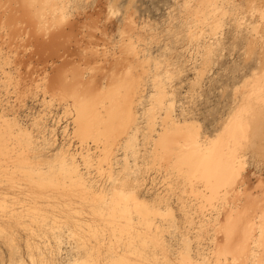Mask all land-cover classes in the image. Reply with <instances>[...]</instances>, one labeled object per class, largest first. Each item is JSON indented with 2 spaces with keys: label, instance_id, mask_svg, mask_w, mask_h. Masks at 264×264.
<instances>
[{
  "label": "rangeland",
  "instance_id": "rangeland-1",
  "mask_svg": "<svg viewBox=\"0 0 264 264\" xmlns=\"http://www.w3.org/2000/svg\"><path fill=\"white\" fill-rule=\"evenodd\" d=\"M38 1L0 0V264H264V0Z\"/></svg>",
  "mask_w": 264,
  "mask_h": 264
},
{
  "label": "bare ground",
  "instance_id": "bare-ground-1",
  "mask_svg": "<svg viewBox=\"0 0 264 264\" xmlns=\"http://www.w3.org/2000/svg\"><path fill=\"white\" fill-rule=\"evenodd\" d=\"M30 2V5L32 7H37V4H38V0H29ZM50 4V3H49ZM53 6V5H52ZM46 5L44 6H41L40 9H38V14H39V18H41V20H44L45 19V10H46ZM54 7V6H53ZM34 8H32L33 10ZM37 10V9H36ZM34 11V10H33ZM37 12V11H36ZM62 14V13H61ZM47 17V16H46ZM48 18V17H47ZM46 22V20H44ZM49 21V20H48ZM55 22V21H54ZM56 23V22H55ZM44 24V23H43ZM42 24V25H43ZM49 26V25H48ZM54 26V25H53ZM52 27V26H51ZM43 28V27H42ZM46 28V27H45ZM118 84V83H117ZM133 85V84H132ZM124 86V85H123ZM117 88V87H116ZM123 88V87H122ZM130 88V87H129ZM112 90V89H111ZM115 90V89H114ZM123 89H121L122 91ZM125 90V89H124ZM113 91V90H112ZM107 92V91H106ZM80 93V92H79ZM78 93V94H79ZM128 93V92H127ZM132 94V93H131ZM122 95V94H121ZM89 96V95H88ZM81 97V96H80ZM87 97V96H86ZM116 97V96H114ZM82 98V97H81ZM90 97H87L84 99V101L81 100H77L76 98L74 99L73 98V101H74V106H75V109H76V118H75V123L77 124L78 126V129H79V132L81 134H83L84 136L85 135H90L92 133H96L95 136H97L96 138H98L97 140H99V137H103L105 136V134L107 132H114L116 129H118L119 127L121 128L122 127V130H120V132L124 131L125 129V126L126 124L130 123V117L129 115L128 116H124L123 113H122V105L118 102V101H115L116 99L113 100H110V104L108 107H103L105 108L106 112V117H103L102 116V113L104 112H101L100 111V108L98 109L97 105H96V102H93V101H87L85 102V100ZM112 99V97H111ZM119 100H122V99H119ZM125 100V99H124ZM103 101L104 98H103ZM126 101V100H125ZM108 102V101H107ZM100 104V103H99ZM103 104V103H102ZM124 104V103H123ZM104 114V115H105ZM125 114V112H124ZM131 114V112H130ZM102 118H106L105 119V122ZM103 120V124L100 126L101 128H98V126L95 124V123H98L100 121ZM173 126V125H172ZM171 127V126H170ZM175 128V127H174ZM173 128V130H174ZM127 129V128H126ZM167 130H170V128H167L166 131H165V134L159 136V139L157 141V146H161V147H166L167 145V137H168V131ZM98 131V132H96ZM105 131V132H103ZM118 132V133H120ZM126 132V131H125ZM124 132V133H125ZM99 135H98V134ZM110 134V133H109ZM236 134V133H235ZM80 136V135H79ZM82 137L85 138V137ZM88 137V136H87ZM108 137V136H107ZM107 137H105L106 139H108ZM115 137V136H114ZM104 138V137H103ZM103 138H101L103 140ZM116 138V141H117V137ZM100 139V140H101ZM105 139V140H106ZM103 140V141H105ZM194 140V139H193ZM195 141V140H194ZM109 142V144L111 143L110 141H107ZM99 143V142H98ZM106 143V142H105ZM195 143V142H194ZM106 148V147H105ZM183 151V150H182ZM187 151V150H186ZM190 151V150H189ZM216 151H213L209 154L208 158H207V155L204 154L202 152V149L199 148V144L196 140V143H195V146L193 148V151L192 152H189V154H186V156L184 157L186 160V162L189 164V165H193V166H198V167H202L204 169L207 168V164L210 162L213 161L214 164H219L220 163V156H218L216 153ZM235 152V151H234ZM179 156V155H177ZM182 158V157H181ZM180 158V159H181ZM206 159H208V161H206ZM183 160V161H184ZM227 162V161H226ZM185 163V162H183ZM226 164V163H225ZM228 164V163H227ZM224 165V164H223ZM226 166V165H225ZM211 168V166H210ZM218 171V170H217ZM220 171V170H219ZM222 183L225 184L226 186H231L232 185V179L229 177V176H225L223 177V179H221ZM229 188V187H228ZM231 188V187H230Z\"/></svg>",
  "mask_w": 264,
  "mask_h": 264
}]
</instances>
